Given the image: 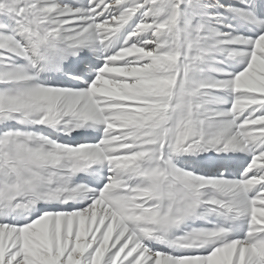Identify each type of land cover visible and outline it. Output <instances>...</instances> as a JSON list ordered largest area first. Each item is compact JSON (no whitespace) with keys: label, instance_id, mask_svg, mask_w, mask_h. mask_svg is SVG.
I'll return each mask as SVG.
<instances>
[{"label":"snow or ice","instance_id":"6c2138e0","mask_svg":"<svg viewBox=\"0 0 264 264\" xmlns=\"http://www.w3.org/2000/svg\"><path fill=\"white\" fill-rule=\"evenodd\" d=\"M0 264H264V0H0Z\"/></svg>","mask_w":264,"mask_h":264}]
</instances>
